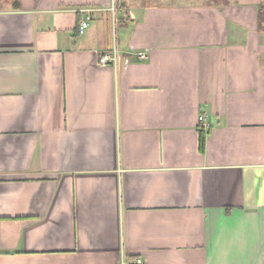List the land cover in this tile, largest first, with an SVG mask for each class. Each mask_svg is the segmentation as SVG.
<instances>
[{
    "label": "crops",
    "instance_id": "1",
    "mask_svg": "<svg viewBox=\"0 0 264 264\" xmlns=\"http://www.w3.org/2000/svg\"><path fill=\"white\" fill-rule=\"evenodd\" d=\"M113 1L0 0V264H264V0Z\"/></svg>",
    "mask_w": 264,
    "mask_h": 264
},
{
    "label": "built area",
    "instance_id": "2",
    "mask_svg": "<svg viewBox=\"0 0 264 264\" xmlns=\"http://www.w3.org/2000/svg\"><path fill=\"white\" fill-rule=\"evenodd\" d=\"M122 0H114L111 7L109 8V11L112 14H116L118 5ZM96 11L95 8L87 7L80 10V13L82 15V19L78 26V33L80 36H83L87 30L90 27L91 22L93 21V14ZM135 57H137L138 60L143 61L145 59V53H137L135 54ZM121 58V51L114 47L109 53L101 55L99 59V64L102 67H113L114 69H117L119 67ZM135 264H143L141 260H137Z\"/></svg>",
    "mask_w": 264,
    "mask_h": 264
},
{
    "label": "trees",
    "instance_id": "3",
    "mask_svg": "<svg viewBox=\"0 0 264 264\" xmlns=\"http://www.w3.org/2000/svg\"><path fill=\"white\" fill-rule=\"evenodd\" d=\"M221 0H209V4H219ZM258 27L260 30H264V3L261 4L259 12H258ZM206 136L207 134L204 131H200V151H205L206 144Z\"/></svg>",
    "mask_w": 264,
    "mask_h": 264
}]
</instances>
